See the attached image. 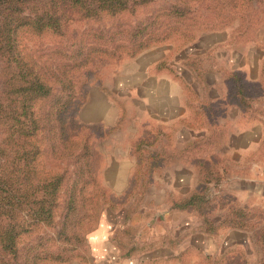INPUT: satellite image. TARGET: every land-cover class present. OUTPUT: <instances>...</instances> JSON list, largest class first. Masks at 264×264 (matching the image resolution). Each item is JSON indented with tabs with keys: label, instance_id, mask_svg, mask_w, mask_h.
<instances>
[{
	"label": "trees",
	"instance_id": "1",
	"mask_svg": "<svg viewBox=\"0 0 264 264\" xmlns=\"http://www.w3.org/2000/svg\"><path fill=\"white\" fill-rule=\"evenodd\" d=\"M250 1L0 0V246L17 258L22 234L37 225L52 224L62 206L60 233L71 240L69 225L79 224L81 219L75 215L93 205L97 216V203L99 211L105 203L86 197L90 187H99L104 196L105 184L98 182L102 168H94L92 142L82 135L84 127L97 124L81 119V109L94 86L91 83L82 91V79L97 78V85L102 86L106 76L100 79L101 71L113 60L135 58L175 36L186 38L189 44L200 33L222 30L231 17L241 19L235 28V38L239 39L263 22L264 0H257L261 15H256L255 22H251L255 12ZM148 6L149 13L134 24L125 21L124 16L136 15ZM75 20L85 22L86 28L65 41ZM23 31L60 38L45 44L36 56L34 47L22 44L19 36ZM89 37L93 42L87 41ZM261 72L263 77L257 84L247 82L239 72L226 73L228 83L237 90L233 98L243 107H249L255 90L264 87V60ZM121 107L119 123L109 128L127 121L125 105ZM100 126L106 127L97 124ZM146 134L138 136L143 149L138 151L137 147L132 154L143 157L147 175L140 176L142 172L134 167L130 177L131 185L142 186L143 191L154 181V173L166 166L165 159L171 160L168 165L173 162L172 155L157 150L159 146L165 150L173 147L171 132L157 127L152 136ZM219 145L218 140H200L187 144L184 150L192 148L201 153ZM195 160L198 185L188 196L174 200V207L195 210L208 231L221 226L251 230L255 248L264 251L262 208L242 207L235 197L221 190L217 160L196 155ZM143 191L141 197L145 196ZM33 259L28 252L23 264H38ZM250 259L244 254L239 264H248Z\"/></svg>",
	"mask_w": 264,
	"mask_h": 264
},
{
	"label": "crops",
	"instance_id": "2",
	"mask_svg": "<svg viewBox=\"0 0 264 264\" xmlns=\"http://www.w3.org/2000/svg\"><path fill=\"white\" fill-rule=\"evenodd\" d=\"M231 32L211 31L226 37L200 36L184 46H153L126 60L124 92L118 91L112 76L91 88L80 112L87 123L116 125L123 102L137 111L140 99L159 103L155 115L141 110V117L134 121L147 128L144 133L149 136L157 127L171 132L173 147L157 150L172 155L173 162L161 168L157 174L161 177L150 186H165L169 171L188 170L192 176L186 192L171 188L175 195L162 200L147 199L145 194L146 205L138 212L104 214L90 237L93 264H239L244 254L251 258L256 253L251 230L221 226L208 231L195 210L173 205L198 185L196 155L218 161L222 173L218 185L227 186L239 205L264 209V87L255 90L249 107H243L233 98L237 90L226 77L227 72H239L247 82H260L264 49L260 43L246 44ZM256 48L260 53L254 64L237 61L238 54L248 57ZM200 140H218L220 145L201 153L184 150ZM130 160L122 187L129 185L135 166ZM109 165L102 167L101 178L106 186H117L107 177Z\"/></svg>",
	"mask_w": 264,
	"mask_h": 264
},
{
	"label": "rangeland",
	"instance_id": "3",
	"mask_svg": "<svg viewBox=\"0 0 264 264\" xmlns=\"http://www.w3.org/2000/svg\"><path fill=\"white\" fill-rule=\"evenodd\" d=\"M250 3L252 7H254L253 10L255 12V14L252 16L251 22H255L257 20V16L261 15H259L257 11V8L261 4L258 3L257 0H252L250 1ZM150 9V6L142 7L139 9L136 15L124 16L125 21H129L130 24H134L137 19L146 16L149 13L148 11ZM233 18L234 17H231V20H228L226 22L228 25L222 28V30L226 29L229 30V32L232 31L231 34L235 35V28L237 27L241 19L234 18V20ZM246 20L247 19H244L243 22L247 23ZM104 24L109 23L106 22ZM245 25L246 24H244V26ZM85 28L86 23L83 21L75 20L71 22L68 27L67 35L65 36V41H71L76 36L75 33H77L78 31L82 32L85 30ZM209 32L211 31L200 33L198 38L200 36H206V38H211L212 40H214L215 38L226 37V33L219 34ZM19 38L22 44H26L27 48L34 47L32 51L36 56H38L41 54V47L43 48L45 44L51 42L53 43V41H58L60 37L51 33L37 35L30 31H23L20 33ZM240 38L246 44L255 42V45H257V43H260V47L264 49V17L263 22L260 25L255 26L254 28H252V30H248L245 34L240 36ZM93 40L94 39H90V37L89 39H87V41L89 42H93ZM186 41V38H182V36H175L172 38H166L165 41L159 45L172 46V44H174L176 46H182L184 44H187ZM259 53L260 50L256 48L253 49V52L250 56L247 57L246 54L244 56L238 54V56H236V59L239 63H242L245 60H249L252 64H254L259 57ZM126 60L129 59H125L122 61L113 60L101 71L100 75V79L102 76H106V78H109L111 76L115 77V84L117 83L116 87L120 93L124 92V88L126 87L124 80L126 76V65L125 63H123ZM82 81L79 84V86L82 88V91L85 90L91 83H93V87L97 86V78H85L84 81ZM125 103L126 102L122 103L123 106L125 105ZM138 104L141 108L138 111L136 110V108H133L129 105L127 107L125 106V111L128 119L123 124H118L113 128L101 126L97 127L96 124L88 125L86 128L84 127L82 129V135L87 136L90 142H92L91 145L94 152L92 157L94 168L97 170V168L101 169L105 165L110 164V170L107 169L106 171V173H108L107 177L110 178L111 182L118 183L117 186L114 185L113 187L105 186L101 181L103 179L98 177V182H101L104 185V196H102L103 192L99 187H97V189L92 187L89 188L88 195H86L88 200L93 199V201L96 202L98 199L100 203L103 200L105 201L103 206L101 205V211H99V204L97 203V216H95L96 214L94 215L93 209L95 207L93 205L88 206L86 211H82L76 214V218H81L80 223L73 226L69 225L68 235L71 236V240H68L65 239L60 233L63 226L64 215V206H62L57 211L52 224H49L48 226H46L45 224L43 227L37 225L30 232L22 234L20 243L18 244L17 258H15L13 254H10L0 246V264H7V262H11L13 264H23L25 256L28 254V252H30V255L34 257L33 260H36L38 264H77V262L79 264H93L94 259L91 249L90 237L92 232L97 229V224H99L98 222L102 218L101 216L108 212H116V210H118L120 214H123L126 210L134 213L144 208L146 204L143 202L144 197H141V192L143 191L142 186L131 185V178L129 179V185L127 187H122V185L127 181V178H122V176H125L126 173L128 174L127 171H129L128 169H130L132 165L130 158L133 159V165H135L134 167H137V169L142 172L140 176H143V173H145L144 176L147 175V172L145 171L146 169L144 165H142L143 157L139 154L133 155L132 152L137 147H139L137 149L138 151H141V149H143L141 143L139 142L140 139H138V136H141L144 131L148 129L142 126L140 122L136 124L134 123V121L138 117H141V110L150 111V113L154 115V112H159L160 110L159 103L157 101H150L148 103L147 100L140 99ZM128 151H130L131 154H128ZM170 162L171 160L165 159L166 167L169 166L168 164H170ZM70 169H73L72 164H70ZM157 174V172L154 173L153 180H155L156 177H161ZM138 175L139 174H137V176ZM165 178V186H160V183L158 186L156 185L157 183H154V185H149L144 189L143 192L147 195V199L162 200L164 196H173L175 195L173 189L179 190L181 192H186L190 188L192 176L191 172H189L188 170H180L177 172H167ZM220 187L222 191H228L227 194L233 196L227 186L224 185ZM94 190L96 192V195ZM65 198V195L62 196L63 200ZM150 209L153 210L152 208ZM261 210L262 212L260 213V220L261 224H263L264 226V209ZM76 218L74 217V222L77 221ZM137 220L138 218L136 219V221ZM125 253L126 252H123V255H125ZM42 256L52 257L43 260L41 258ZM248 264H264V251H259L256 248V253L252 254L250 262Z\"/></svg>",
	"mask_w": 264,
	"mask_h": 264
}]
</instances>
